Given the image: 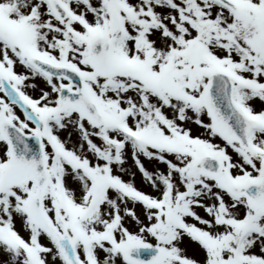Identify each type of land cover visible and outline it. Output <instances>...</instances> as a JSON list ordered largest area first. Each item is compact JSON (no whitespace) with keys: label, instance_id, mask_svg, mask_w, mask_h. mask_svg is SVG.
Masks as SVG:
<instances>
[{"label":"snow or ice","instance_id":"obj_1","mask_svg":"<svg viewBox=\"0 0 264 264\" xmlns=\"http://www.w3.org/2000/svg\"><path fill=\"white\" fill-rule=\"evenodd\" d=\"M0 264H264V0H0Z\"/></svg>","mask_w":264,"mask_h":264}]
</instances>
